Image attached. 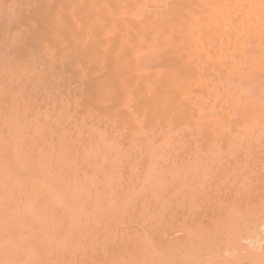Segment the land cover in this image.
<instances>
[{
    "label": "bare ground",
    "instance_id": "bare-ground-1",
    "mask_svg": "<svg viewBox=\"0 0 264 264\" xmlns=\"http://www.w3.org/2000/svg\"><path fill=\"white\" fill-rule=\"evenodd\" d=\"M18 1L20 2L22 0H18ZM13 2H11V3H13ZM22 3H24V2H22ZM27 3L31 4V7L29 9H28L29 6L25 3H24V5H26L27 7L23 6V7H25V8H23L20 4V6L22 8L21 9L19 8L21 11H22V9H25L26 10L25 13L21 12L19 9H16V11L19 13V15L21 12L24 14L23 16L21 14L19 17V15L15 14L16 11H15V13H14V11L13 12L10 11L8 13V16H10L9 14L11 13V15L14 16V14H15L20 19L22 17V19H21L22 24L24 25V26L23 25L22 26L25 28L24 29L21 28L22 26H21V24L19 25V23L14 24L15 21L14 22L12 21V25H11L10 19L7 20L8 22L10 21V24L8 23V25L10 26V28L12 30H14L13 27L17 26V24H18V26L16 27V31L20 26V28L18 30H21L22 32L18 31V32H20L19 34L21 36L18 33H17V35H19V36H17L16 34H15L16 36L15 35L13 36L11 33L10 37L7 36L8 38H6V34L9 33V32H7V30H6V34H3V35H5L4 40L1 41L2 43L0 42L1 43L0 44V47H1L0 48V54L2 53L0 55V60L2 61V62L0 61L1 62L0 67L2 66L3 68H2V70L0 68V71L3 72V71H5L6 68H9V67H10L9 69H13V67H12L13 65H14L15 69L18 67L17 65H19V67H21V68L24 67V65H25V67L22 69H20L18 67L20 70H16V73L18 72L17 74H20L21 71L24 72V71H26V69H28L30 71L27 74L28 76H26V73L28 71L25 73V75L22 73V77L26 76L25 78L20 77L21 74L18 77V78H21L22 81H23V79H24V81H26L28 78V80L30 79V80H34L36 82L35 83L34 81H31L32 82L31 83L30 80L26 81V83L30 82V84H32V85H30L29 83L25 84V88H28V91H27V89H25V90L28 93H29V89L32 92L35 91L32 89V87L33 88L38 87L37 86L38 84H40V86H41V84L43 83V80L41 79L42 80V83H41V80L38 78L40 75L44 76V78H46V79H48V76L51 75L52 78L51 77H49V78L51 79L52 83L50 80H48V83H50L51 85L54 84L53 87H50V89L52 91H53L52 88H54L56 86L58 88V85H60V84L64 85L66 82V79L68 77H72V75L74 78H68L67 81L70 80V82H71V79L72 80L76 79L77 85H80L79 82L81 83L80 88L78 86L76 88V83L71 82V85H73V84L75 85V86L73 85V87H72L73 89H75V88H76V90L78 88L81 89V90H79V92L75 91V93L70 92V91H72L71 87H69L70 83H69V85H67L68 83L66 84L69 88H67V86L64 85V86H66V89H69L68 94H67V90L65 92V94H67L68 96L66 97V95L65 96L62 95L63 93H61V92H63V90H65V87H63L61 92H59L60 94L59 93L58 94L65 97V98L63 99V97H62V101H59V103H57L58 101H56L55 103L52 102V101H54V100H52L54 95L52 94V91L50 92L49 90H47V91H49V97H50V95L51 96L53 95L52 97H50L51 98V100H50L51 104L53 105V106L51 105L52 108L48 107L50 104L48 101V98H49L48 94H47V96L45 95L48 103H46L47 101H44L45 105L48 108L46 106H44V104H43L44 98L42 100V97H44V94H46L48 92L44 91L45 92L44 93L43 90H41V93L43 92L44 94L42 93L43 96L41 97L39 95L38 97H40V99L42 100V103L39 104L38 101L41 102V100L38 99V101H36V104L37 105L39 104L38 106H41V107L43 104V106L46 108V110H44L45 109L44 107L42 108V110L38 108V110H41L43 112V113L42 112L40 113L42 115L39 116V115L34 114V116L40 117V119L38 118V120L41 121V123L44 121L43 124H45L47 122L46 118L51 116L50 113H53L55 116L54 118H56L55 120H57L56 122L53 121V124L56 123L57 124L56 126L58 128H59V125H61L60 129H62V126L65 127L64 129L67 128L65 131L68 132V129H70V128H68L69 127L68 125H67L68 127H66L65 124H67L71 120H73V118H71L70 115L73 116L74 120L75 121L77 120L76 123L79 124L80 128H82V127L84 129L87 128V130L89 129L88 131L94 130V131H90V133L93 132L94 139H93V137H92V139L94 141H96L97 142L96 144H98V145L94 144L95 142H93V140H91L90 135H89V137H90L89 138L88 135H86V133H84L86 131H84L83 133L81 132V134H80L79 130H81V129H76L75 126H77V125H75L76 124V123H74L75 121L74 120L71 121L74 124L73 126L71 125L72 126V133L74 130L73 127L75 128V130H77V132L74 130L77 133V136H76L77 142H80V141H78V134L80 137L83 134H84L83 136L86 135L87 138L82 137L83 138L82 139L79 137V140L82 139L80 144L82 146V142L89 138V142L91 140L90 143L93 142L92 144L96 145L98 147V151H96L97 147L92 146V144H90L88 142L90 144L89 146H92V149L90 150V152L92 150H95V149H93V147L96 148V150L94 151L96 156H97V153L98 154L100 153L99 156L102 155V153L99 152V147H100L99 144L100 143H101L100 145L102 147V149H100V150L104 149L103 151L105 152L106 151L105 149L108 148L107 146H109V148L112 151L111 150L108 151V149H107L106 152L108 153L111 151L110 153H112V152L114 153L115 150H113V149L115 148V145H116L114 143V141L115 142L118 141V142H123V144L126 142L125 143L126 145L125 144L123 145L121 143H119L117 145H120V147L123 146V148L125 146H128L129 150H127L128 147H126L125 149L127 150L126 152H128L129 155H134V154H131L132 150H133L132 153H134V151H135V153L139 152L137 150H139V148H140L141 155L139 154L138 157H142V160L144 157H145L144 159H148V160L152 159V161H154V163H155V160H157L156 157H158V159L160 157H162V159L161 158L160 159L163 160V155L165 156V152L166 153L168 152L167 153L168 155L173 154L176 151L183 152L186 149V148H184L185 147L184 144H186V147H188L190 144V148L192 149V154L194 157L191 156L192 154L189 152L190 148L189 149L187 148L188 150L186 151V153H189V154H185V152H183L181 154L184 156L189 155L188 157L191 156V158L193 157L192 159L190 158V164H186L184 167L185 169L182 168V170H181L179 168L180 170L175 169L176 171H174V169L171 170V168L168 167L171 172L173 171L172 173L169 171V174H168V177L170 176L169 179L172 178L171 180H177V179L182 178L184 180V181H182V179L180 180V182L184 185L183 187H181V188H183V190L185 188L186 183L188 185H190L189 183L193 184L194 181H192V179L194 177L199 175V173L206 174L207 170L209 168L212 169V166L215 163L217 164L219 161H221V164H223L225 162V160L227 159V165L226 166H228V160H229V158L227 157L228 152L232 155V156L230 155L231 157H233L232 159H234L235 154H236L235 157H237V155H239L238 157H240V155H242V156L244 155V157L246 156L245 158L243 157V159H245V162L247 160L246 163L247 164L249 163L248 165H250V164L252 165L253 163H255L254 160L256 161L257 158L260 159L261 156L262 157L260 160H261V162L264 163V161H262V158H264V101L259 100V97L257 99V94L262 93V95H264V0H30V1L28 0ZM15 6L16 5L14 3L13 7H15ZM2 7H3V5H2ZM10 7H12V6H10ZM5 10L3 11V8H2L3 12H1V13L5 14ZM13 10H15V8H13ZM25 10H23V11H25ZM12 13H14V14H12ZM4 16L6 17L7 14ZM17 16H14V19H15V17H16V19H18L16 22L20 21V19L17 18ZM0 23L4 24V23H2V21ZM5 25H7V23H5ZM11 26H13V27H11ZM1 29H3V28H1ZM3 30H5V29H3ZM2 39H3V37H2ZM7 39H9V41ZM5 40L8 41L6 46L3 45V43H6ZM8 44H9L10 48L7 46ZM2 47H3V49H2ZM4 47H6L5 51L8 49L7 52L4 51ZM17 47H18V49H17ZM12 48H13V50H12ZM16 49L18 51H16ZM1 50L4 51V53ZM11 51H13V53ZM30 51H31V54H34V55H30ZM32 51H35V53H33ZM15 53H16V55H15ZM3 54L4 55L6 54V56H4ZM18 56H19V58H20V56H22L24 58V59L20 58L21 59L20 64L18 63L19 62ZM4 58L6 60H8L7 64H6V60ZM2 59H4V60H2ZM10 59H11V63L8 64ZM22 59L24 60V62ZM4 61H5L4 64H6V65L3 64ZM22 63H24V65ZM3 65L6 68H4ZM26 65H27V67H26ZM44 74H47L48 76L44 75ZM7 75H8V77L12 76V75H9V72ZM7 75H6V77H7ZM64 75H66V77H67V78L65 77L66 79L64 78ZM16 76H18V75H16ZM16 76H15V78H16ZM55 77L57 78V80L59 79L58 80L59 82L57 81L56 83H53V81L55 80ZM18 78H17V80H19L18 84H20L22 81L20 82V79H18ZM40 78H43V77H40ZM0 79H2V78L0 77ZM46 79H44L45 80L44 83H46V81H47ZM64 79H65L64 82H60L61 80H64ZM26 85H27V87H26ZM22 88H23V86H22ZM43 88H45V87H43ZM35 89H37V88H35ZM39 89H42V88L39 87ZM3 90H4V88H3ZM44 90H46V89H44ZM57 90H60V87ZM24 93H25V91L21 94H24ZM0 94H1V92H0ZM18 94H20V93L15 94V96H16L15 98H18V102H19V100H21L20 102H22L23 101L22 99L24 97L21 99V98H19L21 95L18 97ZM30 94H31V92H30ZM35 94H36V91H35ZM12 95H14V94H12ZM10 96H11V93H10ZM30 96L32 97V94ZM3 98H5V97L3 96ZM15 98L13 96L14 102L18 103L15 100ZM10 99H12V98H10ZM25 99H26V97H25ZM55 99L57 100L56 97H55ZM67 99H68V101H67ZM0 100H2V97ZM34 100L35 99L32 98V102H34ZM6 101H8V100H6ZM28 101L29 100H27V105L29 106ZM4 102H5V100H4ZM23 102L26 103L25 101H23ZM70 102H73L72 105H74V106L71 107V105H70V106H68L69 107L68 108L67 104ZM11 104L13 105V101ZM11 104L9 103V105H11ZM4 105H5V103H4ZM22 105H23V107H25L24 104L22 103L21 109L23 108ZM33 105H35V104H33ZM14 106H16V105H14ZM35 106H33V107H35ZM12 107H11V109H12ZM71 108L74 109L75 113L74 112L73 113L76 116L73 115L72 112H71L72 114L69 113V115H68V109L71 111L72 110ZM8 109H10V108H8ZM8 109H7L6 113H8V112L11 113L12 110L10 109L11 111H8ZM15 109L13 110L15 112V113L13 112V115L14 114L18 115V112H16L18 110L15 111ZM24 109L25 110H22V111L27 110V108H24ZM28 109L30 111L29 107H28ZM48 109H50V110H48ZM5 110L6 109H4V111ZM38 110L36 109V111H38ZM20 112H21V110H20ZM32 112H33V109H32ZM39 112H37V113H39ZM30 113H27L26 116H28ZM13 115H10L12 121L10 120V116H9V122L13 125L15 123L16 124L15 126L18 127V124L20 123V122L17 123L18 117L13 116ZM19 115L21 116V114H19ZM24 115H25V112H24ZM30 117H29L30 119L29 118H27V120L25 119V122L28 121V119L29 120L33 119V116H30ZM13 118H15L16 121H14ZM51 118H52V116L50 117V120H51ZM34 120H32V121H34ZM22 121L24 124V120H22ZM36 123H37V121H36ZM50 123H52V122H50ZM13 125L11 127L12 130H9V128L7 129L8 133L6 136H9V137L6 139H7V142H8V139L11 140V143L13 141L12 145L14 146V148H13V152H14L16 150L15 148L18 147L17 144L15 145V143H17V141H18L17 140L18 138H16V137H18L17 133L19 134L23 130V128L27 127L28 125L27 126L25 125V127H24V126H22V124L21 125L19 124L20 126H19V129H17V130H14V129H16V127L13 128L14 127ZM34 125H35V123H34ZM8 127H9V125H8ZM20 127H23V128H20ZM35 127L32 126L31 127L32 129L30 128V131H32ZM45 127H46V125H45ZM45 127L43 128L45 131L43 130L42 132L43 133L45 132V135H46L47 134L46 133L47 128L45 129ZM88 127H91V128H88ZM52 128H50V131L52 130ZM35 129H37V128H35ZM39 129L40 128H38L37 130H39ZM19 130H21V131H19ZM13 131L15 134L13 133ZM57 131H59V130H57ZM69 131H71V130H69ZM81 131H83V129ZM52 132H54V131H52ZM57 133L61 134V136H62L61 132H57ZM8 134H10V135H8ZM41 134L38 133V136L39 135L41 136ZM57 135H56V137H57ZM67 135H69V133ZM75 135L74 136L72 135V136L75 137ZM109 135H110V137H109ZM121 135H124V136H121ZM12 136H14V137H12ZM43 136H44V134H42V137ZM53 136H55V135H53ZM104 136H106L105 140L102 139ZM10 137L13 139H11ZM62 137H64V135ZM68 137H70V135ZM71 137L67 138V139H65V137H64L63 139L65 140V143H67L66 140H68V139H70V141H71V139L73 138V137L72 138ZM117 138H120V139L122 138V139L119 141V140H117ZM0 139H2V137H0ZM14 139L17 141L14 142L15 141ZM38 139H40V138H38ZM98 139L99 140L101 139L100 142L97 141ZM107 139L108 140L110 139V141H108ZM123 139H125V140L122 141ZM64 140H63V142H64ZM72 140L74 141V138ZM103 140L105 142L107 141V143L109 142L108 145H107V143H106V145L103 144V142H104ZM30 141L28 143H30L31 144L30 146L33 147L34 144L32 145V143ZM70 141H69V143H70ZM7 142H6L7 146L10 147L9 142L8 143ZM55 142L56 141H54L52 143H53V146L57 147L56 149H54L57 151V153H56L57 155H59L58 153H60V155H61V153H63V152H61L62 150H60L61 145H63V147L61 146L62 148H64V145L66 147V149H64L63 151H65V150L67 151V149H68V152H69L71 150L70 144H67L68 146L70 145V147H68L65 143H63L61 141H60L61 145H57V143L59 144V142H57L56 144H55ZM75 142H76V140H75ZM86 142L84 141V143H86ZM112 142H113V144H112ZM255 142H257V143H255ZM219 143H221L222 146ZM254 143L257 144V146L259 145L260 150H258L259 147H257L256 145H255V149H257V150L253 149ZM218 144L221 147H219ZM104 145H105V147H104ZM1 146H3L2 143H1ZM27 146H28V144H27ZM27 146H25L27 148V150H30L31 147L28 146V147H30V148H28ZM40 146L41 145L39 144V147ZM81 146H79L80 154H81L80 156L81 157H83V156L87 157L89 151H86V152H88L86 154H85V152L82 154L81 152H83L84 149L82 150ZM181 146H183V148H184L182 151H181V149H182ZM49 147H51V146L49 145ZM116 147L118 148L119 146H116ZM201 147L204 148V151H200ZM10 148H8L6 151H8ZM79 148L77 145V149H79ZM86 148H85V150H86ZM88 148H91V147H88ZM11 149L9 151H11ZM32 149H34V148H32ZM74 149H76V148H74ZM118 149L120 150V148H118ZM141 149L144 150V152L145 151L146 152L148 151V152L147 153L143 152L144 154L142 156V150ZM223 149H225V151H227V153H226L227 155L225 154L226 157L224 159V162H222L224 157L221 156L223 153V151H222ZM58 150H60V151L58 152ZM122 150H120L121 151L120 153H122ZM220 150L222 151V153L220 152ZM9 151L7 152L8 153L7 155H9V153H10ZM30 151H32V150H30ZM34 151H36V149ZM76 151H78V150H76ZM25 152L26 151H24V153ZM38 152H39V150L37 152H34L33 155H35L36 153L38 155L36 154L34 156V158H36V159H32L33 161L35 160V163L37 161V168L39 166L37 157L41 160V157H39L40 153H38ZM68 152H66V153H68ZM116 152H117V150H116ZM201 152H206V154H203ZM232 152H234L235 154H233ZM3 153H1V154L3 155ZM71 153H72V151H71ZM71 153L69 156L74 154V153H72V154ZM75 153L77 154V152H75ZM18 154H19V151H17V150H16L15 154L10 153L11 156H13V155L16 156ZM25 154H24V157L27 158V156H25ZM91 154H92V152H91ZM122 154H124V153H122ZM146 154L148 157L145 156ZM201 154H203V155H201ZM260 154H261V156H260ZM60 155L58 157H61ZM64 155H65V153H64ZM78 155H79V151H78ZM18 156L15 157L16 160L18 159ZM92 156H93V154H92ZM187 156H186V158L183 157L184 159H186V161L189 160V158H187ZM220 156L223 158L221 159ZM6 157H8V156H6ZM6 157H4V158H6ZM101 157H102V160L104 162V158H103L104 155ZM124 157H122V158H124ZM9 158H10V156L8 157V159ZM13 158H12V163L10 161H8V162H10L11 168L13 166V168L16 169L17 164L19 162L17 161V164L15 162V165H14V161H16V160H14ZM42 158H43V156H42ZM0 159H1V157H0ZM8 159H3V160L7 161ZM90 159L91 158H89V160ZM136 159H139V158H136ZM259 159H257L258 162L260 161ZM9 160H11V158ZM32 160H29V161H32ZM84 160H85V158H84ZM148 160H147V162H148ZM164 160H166V159H164ZM248 160H250L251 162L250 161L248 162ZM167 161H165V162L167 163ZM26 162L27 161L25 160V161H23L22 165H20L21 164L20 163L18 166L24 167L23 164H25ZM41 162H45V161L43 160ZM91 162H89V163H91ZM130 162L126 163V164L129 165ZM157 162H160V161H157ZM237 162L234 164V161H232V165L230 164V167H231L230 170H233V171H230V170L229 171L234 173L235 175L239 174V177L241 178V176H242L241 173H245V172L239 165L238 166L236 165V164H238ZM258 162H256V163L258 164ZM4 163H6V162H4ZM106 163H108V162H106ZM149 163H150V161H149ZM149 163H148V165H149ZM151 163H150V165H151ZM174 163H176V162H174ZM28 164H29V162H28ZM111 164L113 165V163H111ZM111 164H109V165L106 164L107 165L106 169L109 166L111 173L112 172L114 173L113 169H111V167H112ZM131 164L129 166H131ZM164 164H162V165H164ZM177 164H178V162H177ZM180 164L181 163H179L178 167H180V166L183 167L182 164L181 165ZM239 164H241V163H239ZM0 165H1V163H0ZM6 165H7V163H6ZM34 165L36 166V164H34ZM132 165H134V164H132ZM135 165L137 166V164H135ZM145 165H147V163ZM224 165H225V163L222 165V167ZM251 165H250V169L253 168V166L251 167ZM258 165H260V167H261L260 169L263 172L264 168L262 169V167L264 165L263 166H261L262 164H258ZM8 166H9V164H8ZM32 166H33V164H32ZM43 166H44V164H43ZM174 166H175V164H174ZM174 166H172V168L176 167V166L175 167ZM226 166L224 168H226ZM10 167H9V171H12V169L10 170ZM33 167L31 169H33ZM155 167L156 166H154L153 168H155ZM158 167L159 166H157L158 173H156L158 175L155 174L156 170L151 171L153 168H151L149 166L147 168L143 169L144 171L147 169L145 174H142L143 177L140 175L142 177L140 179L142 181L145 180V181H143L145 183L144 186L146 185L144 190H149L150 193L155 194V195H159L160 193L162 194L163 190H165V188H163V187H166L163 185L168 184V183H166L167 182L166 180L168 177L164 176V173H166L168 171V168L164 169V170H167L164 172L163 168L165 166L160 170ZM135 168H133V169H135ZM257 168H259V166ZM22 169L23 168H21V170ZM131 169L132 168H129L130 172L128 171L127 174H129V173L131 174L132 172L135 174L134 170L131 172ZM260 169L258 170L259 172H260ZM110 170L107 169L106 170L107 173ZM161 170H162V172H161ZM242 170H243V172H242ZM255 170H253L251 172L254 173ZM25 171L26 170L24 168V172ZM125 171H127V170H125ZM139 171L141 172V169ZM205 171H206V173H203ZM219 171H221V170H219ZM13 172L14 171H12V173ZM40 172H42V171H40ZM40 172H38V174H40ZM124 172H123V174H124ZM142 173H143V171H142ZM159 174L164 176L163 180H165V181H163L161 179L162 176H160ZM170 174H172V176ZM209 174H211V173H209ZM27 175L29 178V174H27ZM131 175L135 176L133 174H131ZM220 175H222V174L220 173ZM235 175H234V177H236ZM103 176H104V174H103ZM202 176H204V175H202ZM25 177H26V175H25ZM128 177H129V175H128ZM199 177L200 178H196L197 182L195 184H197V185H199L198 183L200 182L199 180L201 179V176H199ZM204 177L206 178V176H204ZM212 177H213V175H212ZM242 177H244V176H242ZM249 177L251 178L254 176H249ZM32 178H33V176H32ZM100 178L103 179V178H105V176L104 177L101 176ZM137 178H139V175L137 176ZM217 178H221V177H217ZM222 178H224V177H222ZM169 179H168V182L170 184V182H173V181H170ZM231 179H234V178H231ZM193 180H195V178ZM216 180H214V182ZM218 180H220V179H218ZM227 180H229V179H227ZM234 180L230 183H234ZM243 180H245V179H243ZM221 181H222V179L217 183H220ZM260 181H258V183ZM263 181H264V178H263ZM14 182L16 184L17 180ZM107 182H109V181H107ZM111 182H113V181H111ZM136 183L134 182V184H136ZM225 183H226V181H225ZM260 183H262V184H260V186H261V185H263L264 182H260ZM26 184L27 183H25V185ZM126 184H127V182H126ZM187 184H186V186L188 187ZM104 185H105V183H104ZM173 185H174V183H173ZM200 185H202V182L200 183ZM244 185H245V181H244ZM251 185H253V183H251L250 186H249V184L247 186L250 188ZM85 186L86 185H84V187ZM129 186H130V184H129ZM260 186H257V189H259L258 187H260ZM15 187L16 186H14L13 190L15 189ZM84 187H82L83 190H84ZM121 187H123V186H121ZM131 187L133 188V186H130L129 188H131ZM179 187H180V185H179ZM179 187H178V185L176 186L177 190L179 189ZM187 187H186V189H187ZM204 187H203V189H204ZM216 187L218 188V186H216ZM239 187H241V186H239ZM242 187L245 188L246 186H242ZM157 188L160 190V192ZM153 189H157V190L155 191ZM232 189L233 188H231V193H232ZM239 189H241V188H239ZM250 189H253V188H250ZM250 189H249L247 194L244 193L246 190L244 191L243 189H241V191L243 190L241 194H237V192L235 193V191H237V189L235 191L233 190L234 193L232 195L233 196L236 195L237 197L235 196L236 198H230V200L231 201L234 200L235 203H238L236 201L240 200V201H242V204L247 205L248 199L254 201L251 198L257 193V192L255 193L254 191H256V190L253 189L254 190L253 192L255 194L254 193L252 194ZM85 190H87V189L85 188ZM111 190L112 189H110L108 191H111ZM116 190H117V188H116ZM213 190H212V192H213ZM218 190L221 191V189H218ZM263 190H264V188L261 191H263ZM88 191H89V189L87 190V192ZM119 191L122 192V188ZM126 191H127V193L130 192V191H128V189ZM149 191H146V192H149ZM151 191H153V192H151ZM169 191H170V189H169ZM179 191H180V189H179ZM181 191H182V189H181ZM156 192H158V193H156ZM249 192H251V194L253 196H251L249 194ZM259 192H260V190H259ZM259 192L254 197H258ZM84 193H85V191H84ZM150 193H149V195H150ZM220 193H222V192H220ZM220 193H218V194H220ZM225 193L227 195L226 190L222 194H225ZM228 193L230 195V189H229ZM4 194H5V192H4ZM82 194H83V192H82ZM243 194L246 195V197ZM138 195H136V197ZM194 195H196V194H193V196ZM238 195H240V196H238ZM241 195H243L244 199L241 197ZM247 195L251 196V198L248 197ZM263 195H264V193H263ZM124 196H126V195H124ZM126 197L128 198V196H126ZM126 197L125 198L122 197V198L126 199ZM159 197H157V198H159ZM196 197H197V195H196ZM215 197H216V195H215ZM20 198H21V196H20ZM55 198H56V196H55ZM109 198H110V196H109ZM129 198H131V196H129ZM133 198H134V196H133ZM203 198H201V199H203ZM218 198H220V197L218 196L215 199H217V204L219 203L218 205H220V207H221L222 206L221 201L219 202ZM224 198L222 200H224ZM227 198H228V195H227L226 199ZM23 199H24V197H23ZM139 199L142 200V198H139ZM194 199H195V197H194ZM205 199H206V196L203 200H205ZM258 199H259L258 202L261 201L260 202L261 205L258 203L260 206L255 203L256 202V200H255L254 203L258 206L254 207L255 204H254V206L249 205L248 208L246 206L245 207V209L247 208L246 213L243 212L244 210H242V208L238 209V211H239L238 215L241 212L240 210H242L243 213L242 212L241 213L242 214L245 213L243 215V216H245V219L243 216H240L242 214L237 216V213H236L237 210L235 209V211H234L232 209L233 204L231 205V203H228L229 200L228 201L226 200L225 202H227L229 207H231V208L230 209H228V208L224 209V212L226 214H222V215H225L224 219H222L223 217H221V216L218 218V219H221V221L218 220L220 223H218V221L214 219V218H217V216H218L217 212L215 211L216 210L215 209L216 208V205H215L216 200H213V198H212V202L213 201L214 202L209 203V201L206 199V201L209 203L208 205L211 206L212 204H214L211 207L214 206L215 208L210 207V209H213V210L215 209L214 212H216V217L214 216L213 220H215L216 222H214V223H217V224L212 225L213 220H212V217H210L211 220L209 222H210L211 232H209V229H208V233L205 235H203V233H206V230L202 231V234H201V229L199 230L198 227L199 226L204 227L205 225H207V220L210 219L209 218L210 215H208V212H211V213H214V212L209 210L208 205L205 204L206 210L208 209L209 211L201 209L202 210V216L201 217L203 218V214H205V211H206L207 213L205 215H208V218L206 220V224H204V222H203L201 224L199 223V226H198V225L191 223V221H190V219L192 220L191 216H193V214L195 212H197V213L200 212V210H199L200 207H198V205H199L198 202H200V199H199V201L196 202V204H198L197 210L190 206L191 208H193L195 210H193V209L191 210L193 212H190V213H193V214L190 216L188 215L190 217V219L188 218L187 220H189V223H190L189 227H191V224H193V227L195 225L196 227H194V228L195 229L197 228V231H195V229L193 228L194 231L197 233H198V231H200L201 235L200 234L199 235L201 236V238L199 235L195 236L196 234H193L194 232L191 233L193 231L192 228L189 229V227H188L187 231H185L184 230L185 227H183L184 229H182V231L185 232V233H183V235L186 234L185 236H186V238H188L185 241V243L178 244V245L174 244L175 246L169 245L170 243L169 244L167 243V240H169L167 236L170 233L171 227L168 226L167 227L168 229H166V230L169 233L167 234V236L165 234V237L167 238V240L164 239V236L162 237V235L161 236L159 235L160 237H162V240L164 239V241H162V242L160 241L161 245L158 243L159 246L154 247V245L152 246V244H151L150 248L152 246V249L149 250V248L147 246V241H146L147 239L143 240L144 235L138 236L139 238L137 236H135V238L139 239V241L136 240V242H138V243H140V240L142 237V242H141L142 244L140 243V245H139L140 249L137 248L138 250L136 253L133 254L131 252L132 249H130V253H132L133 256H135V254H137V253L139 255V254H144V253L146 254V252L149 254L151 252L150 258L148 257L149 260L151 261L152 256L154 254H157L158 257H159V254L162 255V253H166V254L169 253L168 255H171L172 252L174 253V252L178 251V249H180V248L186 249L187 247H189L192 249L195 248L197 250H200V252H199V251L194 249L195 251H197V253L200 254V256H201V253H203L202 251L205 252V255H206V253L208 254L207 256H209V257L202 255V257L205 256V259L202 258V260H200V261H202L201 264H203L204 262H205L204 264H236L237 261L239 262V260L237 259L239 257L236 258L237 259V261H236L235 257H233V256H236L238 253L240 254V255L239 254L238 255L240 256L241 261L243 258V261L245 259L246 260L249 259L248 261H245V262H249V264H250V262H251V264H264V250L263 251L261 250V253H260V251H258L259 253L258 252L252 253V249H253V251H254V249L255 250L259 249V247H261V243L264 242L263 241L264 240V238H263L264 237L263 236L264 235V200H263L264 197L262 200H260L259 197H258ZM50 200H52V199H50ZM86 200H87V197H86ZM165 200H167V199H165ZM181 200H183V199H181ZM195 200H197V198ZM149 201L152 202L153 200H149ZM161 201H163V199H161ZM175 201L176 200H174V202ZM194 201H192V203ZM231 201H229V202H231ZM168 202L169 201H167V203ZM172 202H173V199H172ZM170 203H168V205ZM204 203L205 202H203V203L201 202L200 206L203 207ZM249 203H251V202H249ZM177 204L179 205L180 203L177 202ZM188 204H190V203L188 202ZM196 204H195V206H196ZM50 205H51V202H50ZM50 205H48V207ZM168 205H167V209H168V207H170V205L169 206ZM178 205H176V206H178ZM53 206H55V205H53ZM152 206L156 207V205H154V204ZM48 207H47V209H48ZM223 207L226 208V206H222V208ZM234 207L236 208L235 205H234ZM238 207H239V204H238L237 208ZM55 208H52V209H55ZM164 208H166V206ZM182 208L183 207H181V209ZM188 208H189V206H188ZM217 210H218V208H217ZM228 210H233L234 212L232 213V211H229V213H228ZM40 211L42 212V209H40ZM203 211H204V213H203ZM259 211H262V212H259ZM152 212H154V211H152ZM172 212H170V213L173 214ZM183 212L181 214H183ZM52 213H54V212L52 211ZM158 213H160V211ZM155 214H157V213L155 212ZM185 214L187 215V211L185 212ZM186 215H185V217H186ZM196 215H198V214H196ZM33 216H34V214H33ZM173 216L170 217V219L172 218V221L175 222L177 215H176V218L174 216V220H173ZM139 217H141V216H139ZM204 217H206V216H204ZM226 217H227L228 221H226ZM239 217H243V218H239ZM248 217L250 218V220H248L249 219ZM162 218L160 220H164ZM253 218L255 219L254 221L251 220ZM256 218L260 219V220H257ZM26 219H27V217H26ZM143 219L141 218V220H143ZM184 219H183V221H184ZM203 219L201 220V222L203 221ZM135 220H136V218H135ZM145 220H146V223L143 222L144 225L149 222V221H147V219H145ZM223 220H225V222ZM131 221H132V218H131ZM131 221H130V223H131ZM247 221H250V222H247ZM161 222L162 221H160V223ZM176 222H178V221L176 220ZM193 222H195V221H193ZM240 222L242 225H244L243 228L247 227V229H242V225L240 224ZM23 223H25V222H23ZM180 223H182V222H180ZM189 223H187L186 225H188ZM224 223H226V224H224ZM237 223H238V225L240 224L239 225L240 228L238 227ZM136 224H138V223H136ZM140 224H142V223H140ZM163 224L166 225L167 222H164ZM168 224H169V221H168ZM175 224L177 225V223H175ZM118 225H119V223H118ZM172 225H174V224L172 223L171 226ZM10 226H12V224ZM121 226H122V224H121ZM141 226H139V227H141ZM147 226L149 228V225H147ZM234 226L236 229L234 228ZM13 227H16V226L13 225ZM207 227H209V225ZM204 228L206 229V227H204ZM190 230H191V232H190ZM173 231L175 232V228L173 229ZM213 232L215 234L217 232V234L215 236L221 237L223 235V237H221V238L216 237L215 238V236L214 237L211 236L213 234ZM220 234H222V235H220ZM170 235H171V233H170ZM126 237H128V236L126 235ZM132 237H134V235L133 236L131 235L130 238L129 237L128 238L131 240ZM128 238H127V240L125 239L127 242H128ZM207 238L210 240V243L206 242V240L208 241ZM177 239L178 238H175V240H177ZM125 240L123 237L122 242L123 241L125 242ZM178 242H179V239H178ZM219 242H220V246L216 245V244H219ZM145 243H146V245H145ZM221 243H222V246L224 245V247L221 246ZM167 244H168V246H167ZM53 246H54V244H53ZM144 246L147 247V249ZM216 247L217 248L219 247V248L217 249ZM220 247H221V249H223V252H222V250L220 251ZM248 247H249V252H246L247 257L246 256L244 257V255H246V254H244L245 252L243 251V249H245V251H247ZM120 248L122 250H124L122 245H120ZM141 248H142V251H140ZM115 250H117V249L115 248ZM115 250H112V248H111L112 252ZM215 250L217 252H215ZM104 251H105L104 252V254H105L106 249ZM111 251H110V253H111ZM125 251H126V249L123 252H125ZM157 251H159V253H157ZM242 251L244 253H241ZM119 252L123 253L122 251H119ZM119 252L117 250V253H119ZM152 252L154 254H152ZM219 252H222V254H220ZM180 254L178 253L177 255L180 256ZM193 254H194V252H193ZM44 255H46V253ZM100 255H102V253ZM105 255H107V254H105ZM105 255L104 256L102 255L103 256L102 259L104 258V261L106 260L108 264H109V260H110V264H114V263L115 264L116 263L117 264H126V263L129 264V263H132L131 260L134 261V259H135V261H134L135 263L138 262L137 261L138 259L132 258L131 255H130L131 258L128 256V258L126 257L127 260H125V256H127L126 253H125V256H123V259H122V255H121V258L120 257L117 258L116 256H114L115 255L114 253L111 255V258L108 255L107 256H105ZM123 255H124V253H123ZM241 255H242V257H241ZM106 257H107V259H106ZM182 257L184 258V255ZM196 257H198V259H199V255L196 254ZM232 257H233V259H235L234 262H232L233 261ZM114 258L115 259L117 258L118 261L120 259V261L116 262V261H114ZM164 258H168V257L164 256ZM171 258H173V257H171ZM128 259L130 260V262L128 261ZM159 259H158V261H159ZM194 259H195V257H194ZM200 259H201V257H200ZM162 260L159 262L162 263ZM175 260H177V259H175ZM192 260H193V258H192ZM195 260H193L194 263H195ZM33 261H36V260H33ZM41 261H42V259H41ZM104 261L101 260V262L99 261L100 263L98 262V264H102V262L104 263ZM111 261H112V263H111ZM124 261H125V263H124ZM156 261H157V259H156ZM189 262H190V260H189ZM238 262H237V264H242V263H238ZM176 264H178L177 261H176ZM179 264H181V263L179 262ZM182 264H185L184 261H182ZM190 264H192V263H190Z\"/></svg>",
    "mask_w": 264,
    "mask_h": 264
},
{
    "label": "rangeland",
    "instance_id": "rangeland-1",
    "mask_svg": "<svg viewBox=\"0 0 264 264\" xmlns=\"http://www.w3.org/2000/svg\"><path fill=\"white\" fill-rule=\"evenodd\" d=\"M14 1V2H13ZM28 2V0H22V1H18V0H0V20L2 21V23H4V24H1L0 23V33L2 34H0V42L2 41V40H4V37H5V35H3V34H6V30H7V32H9V33H7L6 34V38H8L7 36H9L10 37V35H11V33H12V35L14 36L15 34L17 35V33L19 34L20 32H18V31H21V30H18L19 28H20V26H19V28L17 29V31H16V27L18 26V24H17V26H11V27H13V29L14 30H12L11 28H10V26L8 25V23L10 24V21H11V25H12V21L14 22L15 21V23L14 24H16V23H19V25L21 24V26L23 25L22 24V17H21V19L19 18L20 17V15L22 14V16L24 15L23 13H25L26 12V10L25 9H22V11L20 10L23 6H25V7H27L26 5H24V3L25 4H27L29 7H28V9L31 7V2L30 3H27ZM30 1V0H29ZM11 2H13V3H11ZM22 2H24V3H22ZM3 3V4H2ZM14 3H15V7H13L14 6ZM5 4V5H4ZM20 4H21V6H20ZM2 5H3V7H2ZM8 5V6H7ZM10 6H12V7H10ZM3 8V11L5 10V14L4 13H1V12H3L2 11V8ZM25 7H23V8H25ZM13 8H15V10H13ZM20 8V9H19ZM16 9H19L21 12H23V13H21L20 12V15H19V13L16 11ZM9 10V11H8ZM23 10H25V11H23ZM8 11V12H7ZM13 12L14 11V13H15V11H16V13L15 14H17V15H19V17L17 16V15H15L14 13H12V14H14V16H17V18H19L20 19V21H18V22H16L18 19H16V17H15V19H14V16L13 15H11V13L9 14L10 16H8V13L9 12ZM7 12V13H6ZM7 14V16L5 17L4 15H6ZM2 17V18H1ZM4 17V18H3ZM4 19V20H3ZM10 19V21L8 22L7 20H9ZM6 20V21H5ZM0 21V22H1ZM5 23H7V25H5ZM5 25V26H4ZM3 26V27H2ZM8 26V27H7ZM24 26V25H23ZM21 27V28H25V27ZM1 28H3V29H5V30H3V29H1ZM8 28V29H7ZM3 30V31H2ZM12 30V31H11ZM2 31V32H1ZM4 32V33H3ZM22 32V31H21ZM14 33V34H13ZM9 34V35H8ZM15 35V36H16ZM20 35V34H19ZM19 35H17V36H19ZM21 36V35H20ZM2 37H3V39H2ZM12 38V37H11ZM10 38V39H11ZM8 41H9V39H7ZM7 40H5V42L6 43H3V45L4 46H6V44H7ZM2 43V42H1ZM0 43V44H1ZM8 47H9V44L7 45ZM1 48V47H0ZM5 48L6 47H4V51H5ZM10 48V47H9ZM2 49H3V47H2ZM17 49H18V47H17ZM16 49V51H18ZM8 50V49H7ZM7 50L5 51V52H7ZM10 50V49H9ZM12 50H13V48H12ZM2 51V50H1ZM4 51H2L3 53H4ZM15 51V50H14ZM12 53H13V51H11ZM33 53H35V51H32ZM9 53V52H8ZM2 54V53H1ZM0 54V55H1ZM4 55V54H3ZM15 55H16V53H15ZM30 55H34V54H31V51H30ZM4 56H6V54L4 55ZM18 58H19V56H18ZM20 58H23L22 56H20ZM18 59L19 60V64H20V60L21 59ZM5 59V58H4ZM4 59H2V60H4ZM24 59V58H23ZM22 59V60H23ZM6 60V59H5ZM16 60V59H15ZM26 60V59H25ZM1 61V60H0ZM7 61L8 60H6V64H7ZM28 61V60H27ZM2 62V61H1ZM1 62H0V65H1ZM16 62V61H15ZM23 62H24V60H23ZM5 63V61L3 62V64ZM9 63H11V59H10V61L8 62V64ZM6 64H4V65H6ZM16 64V63H15ZM23 65H24V63H22ZM3 65V66H4ZM28 65V64H27ZM27 65H26V67H27ZM8 66V65H7ZM18 67H19V65H17ZM9 67V66H8ZM13 67V69H9V68H6L5 66H4V68H6L5 69V71H3V72H1L0 71V77L2 78V79H0V92H1V94H0V99H1V97H2V100H0V137H2V139H0V157H1V159H0V163H1V167H0V264H98V262L100 261L101 262V260H103L104 261V258L102 259V257L105 255V254H107L110 258H111V255L114 253L115 255L114 256H116L117 258L118 257H120L121 258V255H122V259H123V256H125V253H126V255L127 256H125V260H127V258H128V256L131 258V256H132V258H136V259H138L137 261L138 262H134L135 261V259H134V261H132L131 260V262L132 263H129V264H176V261L178 262V264H179V262L182 264V261H184V263L185 264H190V263H192V264H201L202 263V261H200V260H202V258H204L205 259V256H207L208 254L206 253V255H205V252L204 251H202L203 253H201V256H200V254L199 253H197V251H199L200 252V250H197V249H195V248H189V247H187L186 249H184V248H180V249H178V251H176V252H172V256L171 255H168V254H166V253H162V255L161 254H159V257H158V255L157 254H154L153 252H152V254H154L153 256H152V260L150 261L149 260V258H150V253L148 254L147 252H146V254L144 253V254H139L138 255V253L137 254H135V256H133V254L134 253H136L137 252V250L138 249H140L139 248V245H140V243L142 242V237H141V240H140V243H138V242H136V240L137 241H139V237L138 236H143V240H146L147 241V246H148V248H149V250H151L152 249V246L154 245V247L156 246V247H158L159 246V244L161 245V243H160V241L162 242V241H164V239L165 240H167V238L165 237V234H166V236H167V234L169 233L166 229H168L167 227L169 226V227H171L170 228V233H171V235H170V233H169V235L167 236L168 237V239L170 240H167V243L169 244V245H178V244H183V243H185V241L188 239V238H186V234L185 235H183V233H185L184 231H182V229H184L183 227H185V231H187V228L190 226V223H189V220H187L188 218L190 219V215H192L193 213H190V212H193V211H191L193 208H195L196 210H197V208L198 207H200V212L199 213H197V212H195L196 214H198V215H196L195 213V215L193 214V216H191L192 217V220L190 219V221H191V223H193V224H195V225H198L199 226V223L201 224V223H203L204 222V224H206V220H207V218H208V215H210L209 216V218L210 217H212V220H213V218H214V216L216 217V212H217V214H218V216H217V218H214L215 220H219V221H221V219H218L220 216L221 217H223L222 219H224V216L225 215H222V214H226L225 212H224V209H230L231 207H229V205H228V203H231V205L233 204V207H232V209L235 211V209L237 210L236 211V213H237V216H239L240 214H242L243 212H247L246 211V209L248 208V206L249 205H252V206H254V204L256 203V204H260V202H258L259 201V199H258V197L260 198V200H262L263 199V197H264V195H263V193H264V190L263 191H261L263 188H264V183H263V185H261L260 186V184H262V183H260V182H264L263 181V178H264V170H263V172H262V170L260 169L261 167H260V165H258V164H262L261 166H263L264 165V163L263 162H261V154H260V159L259 158H257V159H259L260 161L258 162V160L256 159V161L254 160V162L255 163H253L252 165H251V167L253 166V170H255L254 171V173L253 172H251V171H253L252 169H250V165H248L246 162H247V160H246V162H245V159H243V157H244V155L242 156V155H240V157H238L239 155H237V157H235L236 156V154L234 153V152H232L233 154H235L234 155V159H232L233 157H231L232 155L228 152V158H229V160H228V166H226L227 165V159L225 160V162H224V159H225V157H226V153H227V151H225V149H223L222 151H223V153H222V151L220 150V152L222 153V155L221 156H223V157H221V159L223 158V161L222 162H224L225 163V165L222 167V165L224 164H221V161H219L217 164L215 163H213L214 165L212 166V169L211 168H209L208 170L210 171H208L207 170V173H206V171L205 172H203V173H206V174H201V173H199V175H197L196 177H194L195 178V180H193L192 179V181H194L193 182V184H191V183H189L190 185H188L187 183V185H188V187L186 186V184H185V188H184V190H183V188H181V187H183L184 185L180 182V180L182 179L181 177V179H177V180H171V179H169V177H168V174H169V168L168 167H170L171 168V170H173L174 169V171H176V170H182V168L183 169H185L184 167H185V165L186 164H190V158H191V156H193V154H192V149L190 148V144H189V146L188 147H186V144H184V148H186L185 149V151H183V152H185V154H189V153H186V151L189 149V152L192 154L190 157H188L187 155V158H189V160L188 161H186V159H184V158H186V156H184V155H181L183 152H178V151H176V152H174L173 154H170V155H168L166 152H165V156L163 155V160L164 159H166V160H161L162 159V157H160L159 159H158V157H156L157 158V160H155V163H154V161H152V159L151 160H148V159H144L143 158V160H142V157H138V155L140 154L141 155V152H140V148H139V150H137V151H139V152H137V153H135V151H134V153H132L133 152V150H132V152H131V154H134V155H129L128 154V152H126L127 150H129V147L128 146H125L124 148H123V146L122 147H120V145H117V144H119V143H121V144H123V142H115L114 140L116 139H114L113 141H114V143L116 144L115 145V148L113 149V150H115V152L113 153H110L112 150L109 148V146H107L108 148H106L105 150L107 151V149H108V151L109 150H111L110 152H104L103 150H100V149H102V147H101V143L99 144V146L101 147H99V152H101L102 153V155H100L99 156V154L97 153V156L95 155V153H94V151L96 150V148H94L96 145H98V144H96L97 142L96 141H94L93 139H94V136H93V132L92 133H90V131H94V130H90V131H88L87 130V128H80V126H79V124H77L76 122H77V120L75 121L74 120V117L73 116H71L70 115V117L71 118H73V120L75 121L74 123H76L75 125H77V126H75L76 127V129H83V131H81V130H79L80 132V134H81V132L83 133L84 131H86V132H84V133H86V135H88V137H89V135L91 136V140H93V142H95L94 144H96V145H93L92 143H90L91 142V140H90V142H89V138L87 139V140H84L86 143H84V141L82 142V146H81V144H80V142L82 141V137H84V138H87V136L85 135V136H79V134H78V141H80V142H77V130H75V128L73 127V129L76 131H74L73 130V133H72V126L74 125L73 124V122H71V121H73V120H71L69 123H67V124H65L66 125V127H68V128H70V129H68V132L67 131H65L66 129H64L65 127H63L62 126V129H60V127H61V125H59V128L56 126L57 124L55 123V124H53V121L54 122H56L57 120H55L56 118H54L55 116H54V114L53 113H50L51 114V116H52V118H51V120H50V117L51 116H49V117H47L46 118V123L45 124H43V122L41 123V121H39L38 120V118L40 119V117L39 116H41L42 114H40L42 111V108L44 107V106H46L45 105V102L44 101H47V98H46V96H47V94H48V97H49V91L51 92L52 90L50 89V87H53V85H51L50 83H48V80H50L51 81V79L49 78V77H51V75L50 76H48L47 74H44V75H47L48 76V79H46V78H44V76H39L38 78L41 80H43V83H42V80H41V86H40V84H38L37 86L38 87H35V88H37V89H35V88H33L32 87V89L33 90H35L36 91V94H35V91L34 92H32V91H30V89H29V93L27 92L28 91V88H25V84H27V83H29L30 84V82L31 81H34V80H30V82H27L26 83V81H29L28 80V78H27V80L26 81H24V79H23V81H22V79L21 78H18L19 77V75H20V77H22V73L25 75V73H26V76H28L27 74L30 72L28 69H26V71H21L20 72V74H17L16 73V70H20V69H22V68H24L25 67V65H24V67H17L16 69L14 68V65L12 66ZM1 68V70H2V66L0 67ZM4 70V69H3ZM10 70V71H9ZM15 70V71H14ZM8 72H9V75H12V76H9L8 77ZM4 73V74H3ZM14 73V74H13ZM2 75V76H1ZM4 75V76H3ZM6 75H7V77H6ZM16 75H18V76H16ZM70 75V74H69ZM68 75V76H69ZM15 76H16V78H15ZM26 76H24V77H22V78H25ZM71 76V75H70ZM11 77V78H10ZM40 77H43L44 79H46L47 81H46V83H44L45 82V80L43 79V78H40ZM46 77V76H45ZM66 77V75H64V78ZM8 78V79H7ZM17 78L18 79H20V84H18V81L19 80H17ZM52 78V77H51ZM67 78V77H66ZM65 78V79H66ZM68 78H74L73 77V75H72V77H68ZM67 78V79H68ZM13 79V80H12ZM54 79V78H53ZM52 79V80H53ZM65 79L64 80H61L60 82H64L65 81ZM67 79H66V82H65V84L64 85H66L67 83V85H69V83H70V85H71V82H75L76 83V79L74 80H72L71 79V82H70V80H68L67 81ZM3 80V81H2ZM12 80V81H11ZM17 80V81H16ZM56 80V81H55ZM55 82L53 81V83H56L58 80H57V78L55 77ZM2 81V82H1ZM8 81V82H7ZM11 81V82H10ZM35 82V81H34ZM59 82V81H58ZM79 82V81H78ZM7 83V84H6ZM24 83V84H23ZM32 83V82H31ZM36 83V82H35ZM38 83V82H37ZM51 83H52V81H51ZM72 83V84H73ZM13 84V85H12ZM17 84V85H16ZM58 84V83H57ZM79 84L80 85H77V83H76V88H77V86L80 88V86H81V83L79 82ZM4 85V86H3ZM16 85V86H15ZM20 85V86H19ZM30 85H32V84H30ZM62 84H60V85H58V88H57V86L56 87H54V88H52L53 89V91H52V94L54 95H52L53 96V99L52 100H54V101H52L53 103H55L56 101H58L57 103H59V101H62V97L63 96H65L66 95V97L68 96L67 94H68V90L69 89H66V86H64V85H62ZM69 85V87H71V90L73 91H70L71 93H75V91H78L79 92V90H81V89H77L76 90V88L75 89H73L72 87H73V85H71L70 86ZM15 86V87H14ZM22 86H23V88H22ZM35 86V85H34ZM75 86V85H74ZM26 87H27V85H26ZM39 87L40 88H42V89H39ZM43 87H45V88H43ZM59 87H60V90H57V89H59ZM63 87H65V90H63V92H61V90L63 89ZM68 86H67V88H69ZM3 88H4V90H3ZM16 88V89H15ZM24 89V90H23ZM25 89H27V91L25 90ZM39 89V90H38ZM44 89H46V90H44ZM2 90V91H1ZM8 90V91H7ZM38 90V91H37ZM41 90H43V92L44 91H46V92H48V93H46V94H44L43 92V94H44V97H42L43 96V94L41 93ZM47 90H49V91H47ZM66 90H67V94H65V92H66ZM17 91V92H16ZM21 91V92H20ZM25 91V93L24 94H21V93H23V92ZM15 92V93H14ZM30 92H31V94H32V97L30 96L31 94H30ZM59 92H61V93H63L62 95L63 96H61V95H59L60 93ZM7 93V94H6ZM9 93V94H8ZM10 93H11V96H10ZM16 93H20V94H18V97L19 98H23L22 100L23 101H25L26 103H24L23 101L22 102H20L21 100H19V102H18V98H15L16 96H15V94ZM27 93V94H26ZM34 93V94H33ZM59 93V94H58ZM12 94H14V95H12ZM26 94V95H25ZM29 94V95H28ZM42 94V95H41ZM260 94V95H259ZM259 94H257V99H258V97H259V100H263L264 101V95H262V93H259ZM9 95V96H8ZM41 96L42 97V100H43V98H44V100H43V104H44V106H43V104H42V107L41 106H38L39 104H41L42 103V100L40 99V97H38V96ZM46 95V96H45ZM259 95V96H258ZM262 95V96H261ZM3 96L5 97V98H3ZM13 96H14V98H15V100L18 102V103H16V102H14V99H13ZM37 96V97H36ZM51 95H50V97H52ZM12 98V99H10V98ZM25 97H26V99H25ZM29 97V98H28ZM48 98V101H49V106L48 107H51V98ZM55 97L57 98V100L55 99ZM32 98H34L35 100H34V102H32ZM65 97H63V99H64ZM5 100V102H4V100ZM38 99L39 100H41V102L40 101H38ZM6 100H8V101H6ZM27 100H29L28 102H29V106L27 105ZM12 101H13V105L11 104L12 103ZM36 101H38V105L36 104ZM48 101L46 102V103H48ZM67 101H68V99H67ZM4 103H5V105H4ZM9 103L13 106H11V105H9ZM20 103V104H19ZM24 104V106L25 107H23V105H22V109H21V104ZM72 103L73 102H70V103H68L67 104V107L68 106H70L71 105V107L72 106H74V105H72ZM33 104H35V105H33ZM14 105H16V106H14ZM7 106V107H6ZM18 106V107H17ZM30 108V111H29V109H28V107ZM33 106H35V107H33ZM38 106V107H37ZM53 106V105H52ZM3 107V108H2ZM5 107V108H4ZM11 107H12V109H11ZM37 107V108H36ZM41 107V108H40ZM47 107V106H46ZM47 107V108H48ZM8 108H10V109H8ZM16 108V109H15ZM24 108H27V110L26 111H22V110H25ZM38 108L39 109H41V110H38ZM45 108V107H44ZM52 108V107H51ZM69 108V107H68ZM4 109H6L5 111H4ZM7 109H8V111H11V113L10 112H8V113H6L7 112ZM15 109V111L16 110H18V111H16V112H18V115H13V110ZM32 109H33V112H32ZM36 109L38 110V111H36ZM72 109V108H71ZM20 110H21V112H20ZM44 110H46V108L44 109ZM43 110V111H44ZM48 110H50V109H48ZM73 110V111H72ZM71 111L68 109V115H69V113H73L74 112V109H72ZM40 111V112H39ZM3 112V113H2ZM20 112V113H19ZM24 112H25V115H24ZM31 112V113H30ZM37 112H39V113H37ZM15 113V112H14ZM27 113H30L28 116L30 117V116H33V119L32 120H34V121H32V120H29L30 118L28 117V116H26V114ZM37 113V114H36ZM43 113V112H42ZM71 113V114H72ZM75 113V112H74ZM73 113V115H75ZM17 114V113H16ZM19 114H21V116L19 115ZM24 116H23V115ZM34 114L35 115H39V116H34ZM53 114V115H52ZM77 114V113H76ZM7 115V116H6ZM10 115H13V116H16V117H18V119H17V123H19L20 125L22 124V126H24L25 127V125L27 126V127H25V128H23V127H20V128H23V130L21 131V130H19V131H21L19 134L17 133V135H18V137H16V138H18L17 140H15L14 142H16L17 141V143H15V145L17 144V146L18 147H16L15 149L17 150V151H19V156L18 155H16V156H18V159L20 160H16V156L15 155H13V156H11L10 155V153H14L15 154V152H16V150L13 152V148H14V146L12 145L13 144V141H12V143H11V140L10 139H8V142H9V144H10V147L12 148H10L9 146H7V144H6V142H7V139L6 138H8L9 136H6L7 135V133H8V131H7V129L9 128V130H12V125L13 124H11L10 122H9V116ZM67 115V114H66ZM23 116V117H22ZM26 116V117H25ZM76 116V115H75ZM8 117V118H7ZM22 117V118H21ZM25 117V118H24ZM68 117V116H67ZM27 118H29L28 119V121H26L25 122V119L27 120ZM77 118V117H76ZM75 118V119H76ZM14 119V121H16L15 120V118H13ZM21 119V120H20ZM37 119V120H36ZM78 119V118H77ZM10 120H11V116H10ZM22 120H24V124H23V121ZM70 120V119H69ZM68 120V121H69ZM79 120V119H78ZM12 121V120H11ZM13 121V122H14ZM32 121V122H31ZM36 121H37V123H36ZM52 122V123H50V122ZM39 122V123H38ZM49 122V123H48ZM26 123V124H25ZM29 123V124H28ZM32 125H31V124ZM34 123H35V125H34ZM41 123V124H40ZM18 124V127L17 126H15L16 124L14 123V127L13 128H15L16 127V129H14V130H17V129H19V125ZM49 124V125H48ZM8 125H9V127H8ZM31 125V126H30ZM39 125V126H38ZM45 125H46V127H45ZM48 125V126H47ZM64 125V126H65ZM68 125V126H67ZM72 125V126H71ZM32 126H36L35 128H40L39 130H37V129H33L32 131H30V128L32 127ZM38 126V127H37ZM45 127V129L47 130V136L45 135V132L43 133L42 131L44 130L43 128ZM55 126V127H54ZM53 127V128H52ZM79 127V128H78ZM50 128H52V130L50 131ZM88 128H91V127H88ZM32 129V128H31ZM57 130H59V131H57ZM61 130V131H60ZM69 130H71V131H69ZM45 131V130H44ZM50 131V132H49ZM52 131H54V132H52ZM88 131V132H87ZM57 132H61L62 133V136L64 135V137H65V139H67V138H70L72 135L74 136L75 134V137H73L74 138V141L71 139V141H70V139H68V140H66L67 141V143H65V140L63 139L64 137H62L61 136V134H58ZM10 133V132H9ZM13 133H14V131H13ZM38 133L39 134H44V136L42 137V134H41V136L39 135L38 136ZM65 133V134H64ZM69 133V135H70V137H68L69 135H67ZM72 135H71V134ZM75 133V134H74ZM12 134V133H11ZM15 134V133H14ZM36 134V135H35ZM58 134V135H57ZM92 134V135H91ZM96 134V133H95ZM8 135H10V134H8ZM53 135H55V136H53ZM56 135H57V137H56ZM67 135V136H66ZM6 136V137H5ZM53 136V137H52ZM121 136H124V135H121ZM12 137H14V136H12ZM34 137V138H33ZM37 137V138H36ZM47 137V138H46ZM49 137V138H48ZM51 137V138H50ZM59 140H57L56 138ZM79 137L80 138H82L81 140H79ZM92 137H93V139H92ZM109 137H110V135H109ZM6 140H5V139ZM11 138V137H10ZM38 138H40V139H38ZM53 138V139H52ZM112 138V137H111ZM126 138V137H125ZM11 139H13V138H11ZM64 140V142H63V140ZM102 139H106V136H104ZM122 139V138H121ZM120 138H117V140H121ZM6 142H5V141ZM31 140V141H30ZM33 140V141H32ZM75 140H76V142H75ZM101 140V139H100ZM100 140L98 139L97 141H99L100 142ZM103 140V141H104ZM108 140V139H107ZM125 139H123L122 141H124ZM31 142L32 143V145H33V147H31L30 145V143H28V142ZM49 141V142H48ZM54 141H56L55 142V144L57 143V142H59V144L57 143V145H61L60 143L61 142H63V143H65L66 145L67 144H70L71 145V147H70V145L68 146V147H70V151L68 152V149H67V151L65 150V151H63L64 149H66V147H65V145H64V148H62L63 147V145H61L60 146V150H62L61 152H63V153H61V155H60V153H58L61 157H58L59 155H57L56 153H57V151L56 150H54V149H56L57 147L56 146H53V143L52 142H54ZM61 141V142H60ZM69 141H70V143H69ZM108 141H110V139L108 140ZM5 142V143H4ZM7 142V143H8ZM20 144H19V143ZM51 142V143H50ZM72 142V143H71ZM92 144V146H94L93 147V149H95V150H92L91 152H92V154H93V156H92V154H91V152H90V150L92 149V146H89L90 144ZM1 143L3 144V146H1ZM62 143V144H63ZM78 143V144H77ZM106 143H107V141L105 142H103V144H105L106 145ZM109 143V142H108ZM108 143H107V145H108ZM126 143V142H125ZM124 143V144H125ZM255 143H257V142H255ZM254 143V150H257V149H255V145L257 146V144H255ZM261 143V142H260ZM6 144V145H5ZM27 144H28V146H30V147H28L27 146ZM39 144L42 146H40L39 147ZM54 144V145H55ZM78 145V148H79V146H81L82 148V150H83V152H81L82 154L85 152V154L86 153H88V152H86V151H89V153H88V155H87V157L85 156H83V157H81L80 155V148L79 149H77V145ZM80 144V145H79ZM85 144V145H84ZM102 144V145H103ZM112 144H113V142H112ZM123 144V145H124ZM219 144H221V143H219ZM219 144H218V146H219ZM23 145V146H22ZM44 145V146H43ZM49 145L51 146V147H49ZM75 147H74V146ZM105 145H104V147H105ZM110 145V144H109ZM126 145V144H125ZM196 145V144H195ZM198 145V144H197ZM6 146V147H5ZM25 146H27L28 148H30V150H32V151H30V150H27V148L25 147ZM86 146H88V147H91V148H86V150H85V148L84 147ZM114 146V145H113ZM116 146H119L118 148H120V150H122V153H124V154H122V153H120L121 151L116 147ZM221 146H222V144H221ZM221 146H219V147H221ZM38 147V148H37ZM76 148V149H74V148ZM97 147V146H96ZM103 147V148H104ZM112 147V146H111ZM126 147H128V149L126 150L125 148ZM182 147V149H181V151L184 149L183 148V146H181ZM257 147H259V145L257 146ZM8 148H10L11 149V151H9L10 153H9V155H7L8 153V151H6ZM32 148H34V149H32ZM62 148V149H61ZM145 148V147H144ZM188 148V149H187ZM36 149V151H34ZM73 149V150H72ZM143 149V148H142ZM141 149V150H142ZM201 150L200 151H204V148H200ZM39 150V152L38 153H40L39 154V157H41V160L37 157V159H38V164H39V166H38V168H37V161H36V163H35V160L33 161L32 159H36V158H34V156L37 154H35V155H33L34 154V152H37ZM60 150H58V152L60 151ZM76 150H78L79 151V155H78V151H76ZM116 150H117V152H116ZM131 150V149H130ZM258 150H260V147H259V149ZM24 151H26L25 153H24ZM41 151V152H40ZM71 151H72V153H74V154H72L71 153ZM96 151H98V147H97V150ZM125 151V152H124ZM180 151V150H179ZM4 152V153H3ZM66 152H68V153H66ZM75 152H77V154L75 153ZM130 152V151H129ZM144 150H142V156H143V154L144 153H147L146 151L144 152ZM225 152V153H224ZM1 153H3V155L1 154ZM18 153V152H17ZM64 153H65V155H64ZM70 153L72 154L71 156H69L70 155ZM110 153V154H109ZM178 155H177V154ZM201 153H203V154H206V152H201ZM6 154V155H5ZM24 154H25V156H27V158L26 157H24ZM84 154V155H85ZM110 156H109V155ZM120 154V155H119ZM127 154V155H126ZM199 154V153H198ZM197 154V155H198ZM203 154H201V155H203ZM226 154V155H225ZM22 155V156H21ZM38 155V154H37ZM43 156V158H42V156ZM63 155V156H62ZM104 155V162L106 161V162H108V163H104L103 162V160H102V157L101 156H103ZM137 155V156H136ZM195 155V154H194ZM225 155V156H224ZM231 155V156H230ZM246 155V154H245ZM257 155V154H256ZM6 156H10V158H11V160H9L8 159V157H6ZM31 158H30V157ZM125 156V157H124ZM136 158H139V159H136ZM145 156H147V154L145 155ZM173 156V157H172ZM4 157H6V158H4ZM14 157V158H13ZM20 157V158H19ZM81 157V158H80ZM122 157H124V158H122ZM148 157V156H147ZM146 157V158H147ZM184 157V158H183ZM194 157V156H193ZM192 157V158H193ZM246 157V156H245ZM244 157V158H245ZM8 159L7 161L6 160H3V159ZM12 158L14 159V160H16V161H14V165H15V162H16V164H17V161L19 162L18 164H17V167H16V169L15 168H13V166H12V168L10 167L11 165H10V162L12 163ZM26 158V159H25ZM29 158V159H28ZM84 158H85V160H84ZM89 158H91L90 160H89ZM101 158V159H100ZM106 158V159H105ZM150 158V157H149ZM169 160H168V159ZM183 158V159H182ZM191 158V159H192ZM24 159V160H23ZM45 161V162H41V161H43V160ZM83 159V160H82ZM234 161V164L237 162L238 164H236L237 166L239 165L243 170H244V172L245 173H241L242 174V176H244V177H242L241 175V178L239 177V174L238 175H235L234 173H232V172H230V171H233V170H230V164L232 165V161ZM27 161L25 164H23L24 165V167H22V166H18L20 163V165H22V163H23V161ZM29 160H32V161H29ZM89 162H91V163H89ZM147 160H148V162H147ZM169 162H168V161ZM182 160V161H181ZM237 160V161H236ZM8 161H10V162H8ZM86 161V162H85ZM131 161V162H130ZM149 161H150V163H151V165H150V163H149ZM157 161H160L162 164H164V165H162L160 162H157ZM165 161H167V163L165 162ZM193 161V160H192ZM236 161V162H235ZM250 160H248V162H249ZM262 161H264V158H262ZM4 162H6L7 163V165H6V163H4ZM28 162H29V164H28ZM33 162V163H32ZM130 162V164L132 163V164H134V165H132L131 164V166H129L128 164H126V163H129ZM136 162V163H135ZM139 162V163H138ZM147 163V165H145L146 163ZM164 162V163H163ZM174 162H176V163H174ZM177 162H178V164H177ZM251 162V161H250ZM256 162H258V164L256 163ZM261 162V163H260ZM42 163V164H41ZM111 163H113V165L111 164ZM148 163H149V165H148ZM162 165H160V164ZM171 163V164H170ZM179 163H181L182 164V166L183 167H178L179 166ZM192 163V162H191ZM239 163H241V164H239ZM3 164V165H2ZM8 164H9V166H8ZM32 164H33V166H32ZM34 164H36V166L34 165ZM43 164H44V166H43ZM104 164V165H103ZM109 165V164H111L112 165V167H111V169H113V171H114V173L112 172L111 173V170L109 169V166H108V170H110V171H108V173H107V169H106V167H107V165ZM135 164H137V166L135 165ZM154 164V165H153ZM168 164V165H167ZM174 164H175V166H174ZM177 164V165H176ZM180 164V165H181ZM244 164V165H243ZM257 164V165H256ZM5 165V166H4ZM31 165V166H30ZM43 166V167H42ZM96 166V167H95ZM127 166V167H126ZM142 166V167H141ZM146 166V167H145ZM151 167V168H153L154 166H156L155 168H153L151 171H155L156 170V172H155V174L156 173H158V171H157V166H159L158 168H159V170L160 169H162L164 166V168H163V170L164 169H167L168 168V171L167 170H164V172L165 171H167L166 173H164V176L165 177H168L167 178V182L166 183H168V184H164L163 186H166V187H163V188H165V190H163V192H162V194L160 193L159 195H155V194H152V193H150V191L149 190H144V188L146 187V185L144 186V182L143 181H145V180H141L140 178H142L143 176H142V174H145V172L147 171V169L144 171L143 169L144 168H147V167ZM172 166H174L175 168H172ZM226 166V168L228 169H226V168H224ZM244 166V167H243ZM259 166V168H257ZM9 167H10V170L12 169V171H14L13 173H12V171H9ZM20 169H19V168ZM33 167V169H31ZM104 167V168H103ZM137 169H136V168ZM178 167V168H177ZM239 167V168H240ZM21 168H23L22 170H21ZM24 168H25V172H24ZM40 168V169H39ZM102 168V169H101ZM125 168V169H124ZM129 168H132L131 169V172L134 170V172H135V174L132 172L131 174H133V175H135V176H132L130 173L129 174H127L128 173V171H129ZM133 168H135V169H133ZM180 168V169H179ZM220 168V169H219ZM222 168V169H221ZM224 168V169H223ZM264 168V166L262 167V169ZM36 169V170H35ZM38 169V170H37ZM44 169V170H43ZM106 169V170H105ZM122 169V170H121ZM141 169V172L139 171ZM176 169V170H175ZM246 169V170H245ZM250 169V170H249ZM260 169V172L258 171ZM34 170V171H33ZM125 170H127V171H125ZM212 170V171H211ZM219 170H221V171H219ZM230 170V171H229ZM243 170H242V172H243ZM17 171V172H16ZM36 171V172H35ZM40 171H42V172H40ZM125 171V172H124ZM142 171H143V173H142ZM229 171V172H228ZM28 172V173H27ZM31 172V173H30ZM38 172H40V174H38ZM110 172V173H109ZM123 172H124V174H123ZM130 172V171H129ZM140 172V173H139ZM161 172H162V170H161ZM171 172V171H170ZM173 172V171H172ZM171 172V173H172ZM216 172V173H215ZM225 172V173H224ZM121 173V174H120ZM209 173H211V174H209ZM220 173L222 174V175H220ZM256 173V174H255ZM263 173V174H262ZM27 174H29V178H28V175ZM33 174V175H32ZM102 174V175H101ZM103 174H104V176H105V178H103V179H101L100 177L102 176V177H104L103 176ZM127 174V175H126ZM137 174V175H136ZM162 174V173H161ZM161 174H159L160 176H162V180L164 179V176L163 175H161ZM167 174V175H166ZM230 174V175H229ZM25 175H26V177H25ZM128 175H129V177H128ZM139 175V178H137V176ZM142 177H141V176ZM156 175H158V174H156ZM155 175V176H156ZM171 176H172V174H170ZM202 175H204V176H206V178L204 177V176H202ZM212 175H213V177H212ZM220 175V176H219ZM228 175V176H227ZM234 175L237 177H234ZM258 175V176H257ZM17 176V177H16ZM32 176H33V178H32ZM109 176V177H108ZM131 176V177H130ZM148 176V175H147ZM199 176H201V179L198 181L199 183V185H197V184H195L196 182H197V179L196 178H200ZM249 176H254V177H249ZM217 177H221V178H217ZM222 177H224V178H222ZM226 177V178H225ZM228 177V178H227ZM109 178V179H108ZM205 178V179H204ZM212 178V179H211ZM231 178H234V179H231ZM245 179V180H243V179ZM249 178V179H248ZM20 179V180H19ZM168 179L170 180V181H173V182H170V184H169V182H168ZM175 179V178H174ZM207 179V180H206ZM210 179V180H209ZM218 179H222V183L220 184V183H217V182H219L220 180H217ZM227 179H229V180H227ZM248 179V180H247ZM259 179V180H258ZM17 180V183L15 184V182L14 181H16ZM113 181V182H111V181ZM214 180H216L215 182H214ZM234 180V183H230V182H232ZM241 180V181H240ZM261 180V181H260ZM21 181V182H20ZM27 181V182H26ZM107 181H109V182H107ZM163 181H165V180H163ZM177 181V182H176ZM182 181H184L183 179H182ZM191 181V182H192ZM207 181V182H206ZM209 181V182H208ZM225 181H226V183H225ZM241 183H240V182ZM244 181H245V185H244ZM247 181V182H246ZM252 181V182H251ZM258 181H260L259 183H258ZM20 182V183H19ZM107 182V183H106ZM126 182H127V184H126ZM129 182V183H128ZM134 182L136 183V184H134ZM180 182V183H179ZM202 182V185H200V183ZM25 183H27L26 185H25ZM104 183H105V185H104ZM165 183V182H164ZM173 183H174V185H173ZM210 183V184H209ZM251 183H253V185H251V187L250 188H253L254 190H256V191H254L253 189H250L247 185L249 184V186H250V184ZM256 183V184H255ZM14 184V185H13ZM111 184V185H110ZM129 184H130V186H133V188L131 187V188H129L130 186H129ZM132 184V185H131ZM218 186V188L215 186ZM220 184V185H219ZM223 184V185H222ZM239 184V185H238ZM255 184V185H254ZM2 185V186H1ZM28 185V186H27ZM84 185H86L85 187H84ZM107 185V186H106ZM178 185V187H179V185H180V187H179V189H180V191H179V189L177 190V188H176V186ZM196 185V186H195ZM235 185V186H234ZM14 186H16L15 187V189L13 190V188H14ZM19 186V187H18ZM21 186V187H20ZM120 186V187H119ZM121 186H123V187H121ZM205 186V187H204ZM239 186H241V187H239ZM242 186H246L245 188H243ZM257 186H260V187H258L259 189H257ZM82 187H84V190H83V188ZM141 187V188H140ZM186 187H187V189H186ZM203 187H204V189H203ZM236 187V188H235ZM28 188V189H27ZM77 188V189H76ZM85 188L88 190L89 189V191L87 192V190H85ZM116 188H117V190H116ZM122 188V192L121 191H119L120 189ZM125 188V189H124ZM162 188V189H163ZM170 189V191H169V189ZM231 188H233L232 189V193H231ZM235 188V189H234ZM239 188H241V189H243L245 192L244 193H248V191H249V189H250V191L252 192V194L255 192H259V190H260V192H259V194H258V197H254L255 195H257V193L253 196L252 194H251V192H249V194L251 195V196H253L252 198H251V196H249V195H247L248 197H250L251 199H253L254 201H252V200H250V199H248V203H247V205H244V204H242V201H236V202H238V203H235L234 202V200H230V198H236L235 196H233L232 194L234 193L233 192V190L235 191L236 189H237V191H235V193L237 192V194H241L242 193V191H241V189H239ZM256 188V189H255ZM110 189H112L111 191H108V190H110ZM128 189V191H130V192H128L127 193V190ZM147 189V188H146ZM158 189V188H157ZM157 189H153V190H157ZM168 189V190H167ZM175 189V190H174ZM181 189H182V191H181ZM186 189V190H185ZM192 191H191V190ZM213 190V192H212V190ZM217 189V190H216ZM218 189H221V191L220 190H218ZM229 189H230V195H229V193H228V191H229ZM83 190V191H82ZM124 190V191H123ZM159 190V189H158ZM167 190V191H166ZM189 190V191H188ZM209 190V191H208ZM225 190H226V192H227V195H228V198L226 199V197H227V195H226V193L225 194H222V193H224L225 192ZM258 190V191H257ZM13 191V192H12ZM84 191H85V193H84ZM126 191V192H125ZM143 191V192H142ZM146 191H149V192H146ZM186 191V192H185ZM254 191V192H253ZM4 192H5V194H4ZM82 192H83V194H82ZM111 194H110V193ZM116 192V193H115ZM151 192H153V191H151ZM159 192H160V190H159ZM180 192V193H179ZM220 192H222V193H220ZM240 192V193H239ZM75 193V194H74ZM121 193V194H120ZM136 193V194H135ZM149 193H150V195H149ZM156 193H158V192H156ZM212 193V194H211ZM216 193V194H215ZM218 193H220V194H218ZM80 194V195H79ZM82 194V195H81ZM85 194V195H84ZM115 196H114V195ZM139 194V195H138ZM193 194H196L197 195V197H196V195H194L193 196ZM222 194V195H221ZM262 194V195H261ZM87 195V196H86ZM121 197H120V196ZM124 195H126V196H128V198L126 197V196H124ZM136 195H138L137 197H136ZM143 195V196H142ZM163 195V196H162ZM215 195H216V197H220V198H218L219 199V202L221 201V205L222 206H226V208L225 207H223L222 208V206L220 207V205H218L217 204V199H215L216 197H215ZM226 195V196H225ZM244 195V194H243ZM243 195H241V197L243 198ZM4 196V197H3ZM20 196H21V198H20ZM52 198H51V197ZM55 196H56V198H55ZM84 196V197H83ZM109 196H110V198H109ZM117 196V197H116ZM129 196H131V198H129ZM133 196H134V198H133ZM160 196V197H159ZM191 196V197H190ZM193 196V197H192ZM205 196H206V199L209 201V203H211L212 202V198H213V200H216V202H215V205H216V208L213 206V207H211L212 205H214V204H212L211 206L210 205H208L209 203L206 201V199L205 200H203L204 198H205ZM214 196V197H213ZM222 196V197H221ZM238 196H240V195H238ZM245 197H246V195H244ZM23 197H24V199H23ZM86 197H87V200H86ZM125 198L126 197V199H123V198ZM157 197H159V198H157ZM164 197V198H163ZM187 197V198H186ZM194 197H195V199L197 198V200H195L194 199ZM200 197V198H199ZM204 197V198H203ZM225 197V198H224ZM247 197V198H248ZM108 198V199H107ZM113 198V199H112ZM139 198H142V200L141 199H139ZM201 198H203V199H201ZM224 198V200H222ZM50 199H52V200H50ZM106 199V200H105ZM123 199V200H122ZM130 199V200H129ZM161 199H163V201H161ZM165 199H167V200H165ZM171 201H170V200ZM172 199H173V202H172ZM181 199H183V200H181ZM199 199H200V202H198L199 201ZM239 199V198H238ZM244 199V198H243ZM60 202H59V201ZM110 202H109V201ZM128 200V201H127ZM141 200V201H140ZM149 200H153L152 202L151 201H149ZM174 200H176L175 202H174ZM186 200V201H185ZM195 200V201H194ZM231 201V202H229L228 201V203L227 202H225V201ZM247 200V199H246ZM250 200V201H249ZM255 200H256V202H255ZM264 200V199H263ZM2 201V202H1ZM54 201V202H53ZM126 201V202H125ZM146 201V202H145ZM166 201V202H165ZM167 201H169L168 203H170L169 205H170V207H168V209H167V205H168V203H167ZM190 203V204H188V202ZM192 201H194L193 203H192ZM50 202H51V205H50ZM53 202V203H52ZM57 204H56V203ZM134 202V203H133ZM177 202L178 203H180L179 205L177 204ZM186 202V203H185ZM196 202H198V204H196ZM203 203V202H205L204 203V206L203 207H201L200 205V203ZM214 202V201H213ZM212 202V203H213ZM225 202V203H224ZM249 202H251V203H249ZM255 202V203H254ZM55 203V204H54ZM159 203V204H158ZM162 203V204H161ZM173 203V204H172ZM176 203V204H175ZM185 205H184V204ZM59 204V205H58ZM156 205V207L155 206H152V205ZM167 204V205H166ZM175 204V205H174ZM183 204V205H182ZM187 204V205H186ZM195 204H196V206H195ZM208 205V209L209 210H211V211H213L214 212V210L216 211V212H214V213H211V212H208V215H205L207 212L206 211H209L208 209L206 210V205ZM237 204V205H236ZM238 204H239V207L237 208V206H238ZM255 204V206L254 207H256V206H258V205H256ZM48 205H50L49 207H48ZM53 205H55V206H53ZM58 205V206H57ZM134 205V206H133ZM168 205V206H169ZM176 205H178V206H176ZM197 205H198V207H197ZM234 205L236 206V208L234 207ZM261 205V204H260ZM259 205V206H260ZM263 205V204H262ZM60 206V207H59ZM166 206V208H164V207ZM188 206H189V208H188ZM193 207V208H191V207ZM219 206V207H218ZM247 206V208L245 209V207ZM46 207V208H45ZM47 207H48V209H47ZM56 207V208H55ZM159 209H158V208ZM178 207V208H177ZM181 207H183L182 209H181ZM210 207L211 208H215L214 210L213 209H210ZM253 207V208H254ZM44 208V209H43ZM52 208H55V209H52ZM156 208V209H155ZM162 208V209H161ZM205 208V209H204ZM217 208H218V210H217ZM241 209L242 208V210H244L243 212H242V210H240L241 212H240V214L238 215V209ZM252 208V207H251ZM40 209H42V212L40 211ZM135 209V210H134ZM140 209V210H139ZM195 209H193V210H195ZM206 210L205 211V214H203V218L201 217L202 216V210ZM221 211H220V210ZM223 209V210H222ZM54 212V213H52V211ZM138 210V211H137ZM160 211V213H158L159 211ZM233 210H228V213H229V211H232V213L234 212ZM47 211V212H46ZM49 211V212H48ZM152 211H154V212H152ZM173 211V212H172ZM184 211V212H183ZM187 211V215L185 214V212ZM226 211V210H225ZM138 212V213H137ZM155 212L157 213V214H155ZM170 212H172L173 214H171ZM183 212V214H181ZM259 212H262V211H259ZM175 213V214H174ZM189 213V214H188ZM203 213H204V211H203ZM221 213V214H220ZM231 213V214H232ZM244 213V214H245ZM33 214H34V216H33ZM136 214V215H135ZM181 214V215H180ZM244 214H242V215H240V216H243ZM170 215V216H169ZM175 216V218H176V215H177V218H176V220L178 221V222H176V220H175V222H173L172 221V218L170 219V217H172V216ZM185 215H186V217H185ZM189 215V216H188ZM229 215V214H228ZM136 218V220H135V218ZM139 216H141V217H139ZM159 216V217H158ZM174 216H173V220H174ZM195 216V217H194ZM197 216V217H196ZM204 216H206V217H204ZM247 216V215H246ZM261 216V215H260ZM2 217V218H1ZM26 217H27V219H26ZM39 217V218H38ZM138 217V218H137ZM158 217V218H157ZM163 217V218H162ZM183 217V218H182ZM203 219V221L201 222V218ZM229 217V216H228ZM244 217V219H245V216H243ZM243 217H239V218H243ZM131 218H132V221H131ZM141 218L143 219V220H141ZM164 219V220H160V219ZM182 218V219H181ZM185 218V219H184ZM198 218V219H197ZM249 218V217H248ZM258 218V217H257ZM256 218V219H257ZM26 219V220H25ZM145 219H147V221H149L147 224H143V222L144 223H146V220ZM180 219V220H179ZM183 219H184V221H183ZM201 219V220H200ZM247 219V218H246ZM4 220V221H3ZM6 220V221H5ZM140 220V221H139ZM167 220V221H166ZM211 220V218L209 219V220H207V225H203L204 227H206V229L204 228V227H198L199 228V230L201 229V234H202V231H204V230H206V233H203V235H205V234H207L208 233V229H209V232H211V227H210V221ZM215 220H213V224L212 225H214V224H217V223H214V222H216ZM241 220V219H240ZM239 220V221H240ZM248 220H250V218L248 219ZM252 221H254L255 219L253 218V219H251ZM257 220H260V219H257ZM129 221V222H128ZM130 221H131V223H130ZM138 221V222H137ZM160 221H162L161 223H160ZM168 221H169V224H168ZM171 221V222H170ZM193 221H195V222H193ZM200 221V222H199ZM218 221V223H220ZM224 222H225V220H223ZM226 221H228V219H227V217H226ZM246 221V220H245ZM3 222V223H2ZM23 222H25V223H23ZM28 222V223H27ZM124 222V223H123ZM133 222V223H132ZM138 223V224H136V223ZM164 222H167V224L165 225V224H163ZM180 222H182V223H180ZM185 222V223H184ZM212 222V221H211ZM247 222H250V221H247ZM246 222V223H247ZM34 223V224H33ZM117 223V224H116ZM118 223H119V225H118ZM135 223V224H134ZM140 223H142V224H140ZM173 223L174 225H172L171 226V224ZM175 223H177V225L175 224ZM187 223H189L188 225H186ZM227 223V222H226ZM226 223H224V224H226ZM239 223V222H238ZM238 223H237V225H238ZM245 223V222H244ZM243 223V224H244ZM252 223V222H251ZM12 224V226H10ZM16 224V225H15ZM25 224V225H24ZM121 224H122V226H121ZM193 224H191V227H189V229L190 228H194V227H196L195 225H194V227H193ZM240 224H241V222H240ZM239 224V225H240ZM254 224V223H253ZM252 224V225H253ZM256 224V223H255ZM13 225L14 226H16V227H13ZM18 225V226H17ZM142 225V226H141ZM144 225V226H143ZM147 225H149V228H148V226ZM177 227H176V226ZM179 225V226H178ZM181 225V226H180ZM209 225V227H207ZM238 225V227L240 228V226ZM242 225V224H241ZM129 226V227H128ZM139 226H141V227H139ZM151 226V227H150ZM160 226V227H159ZM166 226V227H165ZM202 226V225H201ZM243 226L244 225H242V229H247V227H245V228H243ZM24 227V228H23ZM153 227V228H152ZM181 227V228H180ZM146 228V229H145ZM152 228V229H151ZM175 228V232L173 231V229ZM203 228V229H202ZM234 228H235V226H234ZM30 229V230H29ZM81 229V230H80ZM118 229V230H117ZM154 229V230H153ZM188 229V230H189ZM195 229V228H194ZM194 229H193V231L191 232V230H190V232L191 233H193V234H196L195 236H197V235H199L200 234V231H198V233L197 232H195V231H197V228L195 229V231H194ZM236 229V228H235ZM110 230V231H109ZM34 231V232H33ZM37 231V232H36ZM173 231V232H172ZM182 231V232H181ZM78 232V233H77ZM110 232V233H109ZM167 232V233H166ZM179 232V233H178ZM181 232V233H180ZM129 234V235H128ZM137 234V235H136ZM200 234V235H201ZM216 234H217V232H216ZM214 232H213V234L211 235V236H215L216 235ZM126 235L130 238V236L132 235H134V237H132L131 238V240L128 238V237H126ZM162 235V237L164 236V239L162 240V237H160V236ZM173 235V236H172ZM199 235V236H200ZM220 235H222V234H220ZM122 236V237H121ZM135 236H137L138 238H135ZM264 236V235H263ZM123 237H124V240L126 239L127 240V238H128V242L125 240V242L123 241L122 242V239H123ZM145 237V238H144ZM203 237V236H202ZM216 237H218V236H215V238ZM221 237H223V235L221 236ZM221 237H218V238H221ZM175 238H178L179 239V242H178V239L177 240H175ZM196 238V237H195ZM200 238H201V236H200ZM212 238V237H211ZM264 238V237H263ZM262 238V239H263ZM155 241H154V240ZM208 239V238H207ZM134 242H133V241ZM149 240V241H148ZM264 241V240H263ZM49 242V243H48ZM153 242V243H152ZM206 242L207 243H210V240L208 239V241L206 240ZM222 242V241H221ZM41 243V244H40ZM126 243V244H125ZM136 243V244H135ZM138 243V244H137ZM159 243V244H158ZM223 243V242H222ZM222 243H221V246H222ZM53 244H54V246H53ZM142 244V243H141ZM149 244V245H148ZM152 244V246H151V248H150V245ZM168 244H167V246H168ZM52 245V246H51ZM120 245H122V247H123V249L125 250L126 249V251L125 252H123L124 250H122L121 248H120ZM145 245H146V243H145ZM174 245V246H175ZM216 245H219L220 246V242H219V244H216ZM145 247V246H144ZM222 247H224V245L222 246ZM262 247V248H261ZM261 247H259V249H254V251H253V249H252V253L254 252H258V251H260V253H261V250L263 251L264 250V242H262L261 243ZM111 248H112V250H115V248L118 250V252L119 251H122L123 253H124V255H123V253H121V252H119V253H117V250H115V251H111ZM114 248V249H113ZM138 248V249H137ZM146 249H147V247H145ZM217 248V247H216ZM219 248V247H218ZM217 248V249H218ZM106 249V253L104 254V250ZM109 251H108V250ZM130 249H132L131 250V252L133 253H130ZM197 250V251H195V250ZM134 250V251H133ZM222 250V252H223V249H221V247H220V251ZM103 251V252H102ZM110 251H111V253H110ZM129 251V252H128ZM140 251H142V248H141V250ZM155 251V250H154ZM194 252V254H193V252ZM245 253H244V252ZM243 251L241 252V253H244V254H246V255H244V257L246 256L247 257V253L246 252H249V247H248V250L247 251H245V249H243ZM48 252V253H47ZM149 252V251H148ZM185 252V253H184ZM215 252H217L216 250H215ZM222 252H219L220 254H222ZM46 253V255H44ZM102 253V255H100ZM143 253V252H142ZM156 253V252H155ZM157 253H159V251H157ZM180 254V256H178L177 254ZM189 253V254H188ZM259 253V252H258ZM164 254V255H163ZM196 254L197 255H199V259H198V257H196ZM239 254V253H238ZM237 254V255H238ZM107 255H105V256H107ZM119 255V256H118ZM131 255V256H130ZM184 255V258L182 257ZM202 255H205L204 257H202ZM233 256V257H235V259L237 258V257H239V258H237L238 260H239V262L237 261V259H236V261L238 262V263H242V264H249V262H245V261H248L249 259H245L244 261H243V258H242V261L240 260V254L238 255V256ZM256 255V254H255ZM155 256V257H154ZM157 256V257H156ZM164 256L165 257H168V258H164ZM190 256V257H189ZM46 257V258H45ZM113 257V256H112ZM127 257V258H126ZM149 257V258H148ZM155 259H154V258ZM171 257H173V258H171ZM194 257H195V259L197 260H195L194 259ZM200 257H201V259H200ZM207 257H209V256H207ZM233 257H232V259H233ZM241 257H242V255H241ZM117 258L115 259L114 258V261H118L117 260ZM162 260L163 258V260H162V263H160L159 261H161L160 259ZM192 258H193V260H195V263L193 262V260H192ZM41 259H42V261H41ZM106 259H107V257H106ZM156 259H157V261H158V259H159V261L157 262L156 261ZM167 259V260H166ZM173 259V260H172ZM175 259H177V260H175ZM181 259V260H180ZM186 259V260H185ZM231 259V258H230ZM235 259H233V261L232 262H234V260ZM33 260H36V261H33ZM40 260V261H39ZM113 260V259H112ZM189 260H190V262H189ZM113 261V262H114ZM119 261H120V259H119ZM118 261V262H119ZM128 261L130 262V260L128 259ZM174 261V262H173ZM35 262V263H34ZM39 262V263H38ZM99 262V263H100ZM123 262V261H122ZM134 262V263H133ZM165 262V263H164ZM189 262V263H188ZM237 262H236V264H237ZM245 262V263H244ZM108 264L107 263V261L105 260L104 261V263L102 262V264ZM111 263H112V261H111ZM124 263H125V261H124ZM205 263V262H204ZM203 263V264H204ZM109 264H110V260H109ZM115 264V263H114ZM117 264V263H116ZM127 264V263H126ZM250 264H251V262H250Z\"/></svg>",
    "mask_w": 264,
    "mask_h": 264
}]
</instances>
